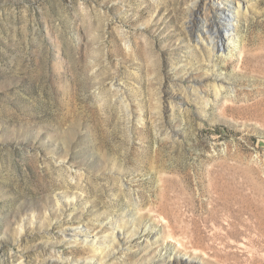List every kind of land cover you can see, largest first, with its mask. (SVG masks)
<instances>
[{
  "label": "rangeland",
  "instance_id": "obj_1",
  "mask_svg": "<svg viewBox=\"0 0 264 264\" xmlns=\"http://www.w3.org/2000/svg\"><path fill=\"white\" fill-rule=\"evenodd\" d=\"M221 1L0 0V264H264V0Z\"/></svg>",
  "mask_w": 264,
  "mask_h": 264
},
{
  "label": "bare ground",
  "instance_id": "obj_2",
  "mask_svg": "<svg viewBox=\"0 0 264 264\" xmlns=\"http://www.w3.org/2000/svg\"><path fill=\"white\" fill-rule=\"evenodd\" d=\"M228 1H230V4L228 3ZM215 3V2H214ZM246 3V0H223L221 1L218 6L213 9L216 10L217 14H218V18L222 17L225 15V13H229L227 16L229 18H238V17H242V16H246L248 14V9L245 7V9H243V5H245ZM226 8H222V5ZM247 4V3H246ZM243 11V12H242ZM207 14V13H206ZM227 17V18H228ZM232 21L230 20L229 21V26L232 25ZM232 28V27H231ZM229 30V29H228ZM227 40H231V39H234V37H230L229 35H227ZM225 39V40H226ZM201 40V39H200ZM205 43V42H204ZM201 44V42L197 43V46L199 47ZM170 238H173V235H170L168 236ZM160 238H162V236H160V233L159 231L156 232L155 236H154V239H155V243H157ZM169 238V239H170ZM112 240L116 241L117 240V237L116 235H113V237L111 238ZM175 264V263H174ZM177 264H187L185 263L183 260H180V262H177Z\"/></svg>",
  "mask_w": 264,
  "mask_h": 264
}]
</instances>
